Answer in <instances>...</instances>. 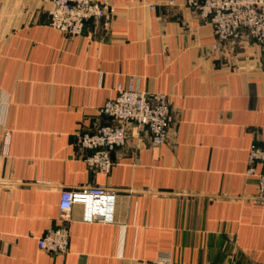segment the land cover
Here are the masks:
<instances>
[{
	"label": "crops",
	"instance_id": "obj_1",
	"mask_svg": "<svg viewBox=\"0 0 264 264\" xmlns=\"http://www.w3.org/2000/svg\"><path fill=\"white\" fill-rule=\"evenodd\" d=\"M108 2V27L68 39L50 4L0 0V264H264V167L248 175L264 148V49L220 44L185 0ZM131 82L170 97L173 129L159 148L134 131L104 176L77 138L111 125L99 110ZM89 189L115 196L113 222L75 206L62 224L61 193ZM62 227L68 254L41 251Z\"/></svg>",
	"mask_w": 264,
	"mask_h": 264
},
{
	"label": "built area",
	"instance_id": "obj_2",
	"mask_svg": "<svg viewBox=\"0 0 264 264\" xmlns=\"http://www.w3.org/2000/svg\"><path fill=\"white\" fill-rule=\"evenodd\" d=\"M50 4L49 26L68 39L81 37L89 22L109 26L113 9L108 0H41ZM173 5V4H172ZM185 6L199 14L212 26L218 42L223 45L239 42L247 35L264 49V0H185ZM153 10V8H151ZM116 98L99 110V116L111 125L93 133L78 135L76 146L87 153L90 170L108 176L113 169L111 155L124 148L134 131L145 129L154 148L168 143L173 129L169 96L139 92L131 82L118 86ZM256 165L264 167V148H253L249 155V176H255ZM258 178V200L264 202V172ZM115 196L101 189L64 191L60 196L59 220L70 221L73 207L82 206L86 223L113 222ZM70 236L66 227L46 232L39 240V249L52 256L69 252ZM154 264L177 263L171 253L159 254Z\"/></svg>",
	"mask_w": 264,
	"mask_h": 264
}]
</instances>
